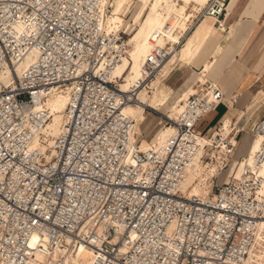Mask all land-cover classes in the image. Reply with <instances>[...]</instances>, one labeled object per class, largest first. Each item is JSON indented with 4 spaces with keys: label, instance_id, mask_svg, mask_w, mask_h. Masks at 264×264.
Returning a JSON list of instances; mask_svg holds the SVG:
<instances>
[{
    "label": "built area",
    "instance_id": "built-area-1",
    "mask_svg": "<svg viewBox=\"0 0 264 264\" xmlns=\"http://www.w3.org/2000/svg\"><path fill=\"white\" fill-rule=\"evenodd\" d=\"M224 2L196 10L180 42L151 47L127 78L130 69H115L129 32L105 24L110 3L0 0V76L10 75L0 79V264H31L37 253L58 263L81 245L90 264H240L264 245V115L250 129L258 147L235 160L238 129L197 130L224 97L202 69L180 107L160 116L173 128L162 142L141 148L123 110L151 93L183 35ZM55 92L69 100L49 145ZM196 159L211 179L232 163L239 173L211 184L215 194L188 196L181 184Z\"/></svg>",
    "mask_w": 264,
    "mask_h": 264
},
{
    "label": "crops",
    "instance_id": "crops-1",
    "mask_svg": "<svg viewBox=\"0 0 264 264\" xmlns=\"http://www.w3.org/2000/svg\"><path fill=\"white\" fill-rule=\"evenodd\" d=\"M233 12L235 16H232ZM213 25L219 34L218 39L214 37L206 40L204 47L206 44L207 47L205 50L203 48L204 52L200 51L203 53L196 63L191 61L185 64L177 60L172 64L163 80L170 88L160 100L169 95L173 102L177 95L188 89L191 82L185 83V79L191 73H199L203 69L205 62L215 55L219 43L225 50L224 57L213 77L217 79L224 97L212 111L200 119L197 130L209 135L222 121L230 120L229 126L239 130L237 148L232 156L236 160L246 154L251 140L248 131H242L245 128L251 129L252 124L264 115V94L255 100L258 91H264V0H225L224 9L220 15L214 16ZM188 33L182 37L181 43ZM208 76L213 78L210 74ZM180 99L181 97L177 101ZM172 105L174 104L171 103L170 107Z\"/></svg>",
    "mask_w": 264,
    "mask_h": 264
},
{
    "label": "bare ground",
    "instance_id": "bare-ground-1",
    "mask_svg": "<svg viewBox=\"0 0 264 264\" xmlns=\"http://www.w3.org/2000/svg\"><path fill=\"white\" fill-rule=\"evenodd\" d=\"M102 1L105 3H108V0H102ZM143 1H144L143 6L140 12L134 17V21L137 24V28L128 37V44H129L128 54H129V58L131 59L132 63L129 62L130 71L128 72L127 77H131V76L139 74L142 60L151 47L153 46L162 47L168 41H173V42L178 41V36L175 33L177 30V27L180 21L187 19V15H188L187 5H191V3L194 2L195 0H176L177 2H175V0H151V1L143 0ZM203 1L207 3H214L217 0H203ZM125 2L126 0H114V5H113L114 8L112 10V15L110 18H108V15H107V18L105 21V24L107 25V27H116L112 23V21L113 19L117 18V16L115 15L118 14L119 10L123 7ZM163 10H165L164 14H163ZM236 10L237 9L235 8V11ZM232 16H235L234 12ZM213 19H214V16L206 17L196 26L195 30L187 37L185 43H183V46L180 49V54L182 56H188L192 54L194 51H198V50L199 52L202 51L207 39L214 38V37L218 39L219 34L217 33V30L213 25ZM230 33H232V31ZM151 39H153L154 41L153 44L150 41ZM217 45H218L217 53L213 56V60L205 62L204 70H203L210 75L212 74L213 76L215 75L216 69H218V66L221 62L220 60L223 59V55L225 51L224 48L219 43ZM176 53H177V50L171 53L165 65H167L171 59H173ZM30 58L31 56L28 55L26 62ZM125 59L126 57L123 58L122 61L117 65L115 69L116 74H121V73L124 74L123 69H122V64ZM24 64L26 63L25 62L18 63L17 69L20 70V68L24 66ZM9 78H10L9 70L8 68H6L2 72L0 79L3 82H7ZM161 80L162 79L160 77H156L152 82L153 87H156V86L158 87ZM257 94H258L257 96L259 97L261 94H263V92L258 91ZM144 95L145 93H143V95L141 96L142 102L137 103L136 105H127L123 109L124 112L130 115L134 120L136 119L135 120L136 123L134 124V129L132 133L133 140H135V136L138 134L136 133L135 125L137 127H142L143 122H144L141 114L145 113L144 107L147 105H144V104L148 102V99H146L147 97H143ZM68 100H69L68 94L55 92V93H52L50 96H48L46 103H47V106L50 108L51 118L47 122V124L51 122L53 118L61 117L60 113H62V117H63L65 106ZM179 105L180 103H178L176 105L177 107L175 108H179L180 107ZM153 117L156 118L158 116L153 115ZM158 120L160 122L161 118L158 117ZM229 121L230 120H228L227 122L222 121L225 127V132H229L230 130ZM159 125L162 130L161 132H158L156 130L154 131L156 135V139L155 140L152 139L151 142H149L148 139L142 138V140L139 141L141 148L144 149L150 143H153V142L160 143L172 133L173 128L171 126L163 125L161 124V122L159 123ZM44 129L42 130V132L44 131ZM52 141H47V142L49 145H51ZM258 144H259L258 138L252 139V143H250V147H248L249 148L248 151L250 150V154H252V152L258 147ZM231 165L234 167V165L236 164L232 163ZM231 165L229 169L231 168ZM199 166L204 167L203 163H201L199 159H196L194 163L192 164V166L189 167L188 173L181 184L182 191H184V193L188 196L205 194L209 191V187L204 189V191L203 190L200 191V187L198 185L196 186L192 185L196 179V175L194 173L198 169ZM205 171H206V178H210V182H208L210 186L212 184L211 173H210L211 171L207 170L206 168H205ZM231 171L232 170L230 169L229 174H231ZM235 173L236 175H238L239 173L238 168ZM260 173L264 176V161L262 162V165L260 166ZM191 186H192V192L191 194H189L186 191H188V189ZM261 191L264 193V180L261 186ZM257 248L259 251H261L260 250L261 248L259 247L252 249L249 255L240 264H253L257 258V250H256ZM91 257H92V250L86 246L81 245L80 247L76 248L72 253L65 255L64 259L59 261L58 263H57V260H58L57 253L52 255L51 258L46 257L44 254L37 253L36 257L33 259L31 264H90Z\"/></svg>",
    "mask_w": 264,
    "mask_h": 264
},
{
    "label": "rangeland",
    "instance_id": "rangeland-1",
    "mask_svg": "<svg viewBox=\"0 0 264 264\" xmlns=\"http://www.w3.org/2000/svg\"><path fill=\"white\" fill-rule=\"evenodd\" d=\"M143 2H144L143 0H126L125 4L119 10L118 14L115 15V16H117V18L113 19L112 23L116 27L126 28L127 31L129 32V36H130L136 30V28H137V24L134 21V17L140 12V10H141V8L143 6ZM175 2H177V1L175 0ZM108 3H110V5H111L110 8H109L110 9V13L107 14L108 15V18H110L111 15H112V10L114 8V6H113L114 5V0H108ZM206 3L207 2H204L203 0H195L194 2L191 3V5H187L188 6V9H187V12H188L187 19H184V20L180 21V23H179V25L177 27V30L175 32L176 35L178 36V41L179 42L181 41L180 36L182 35V30L185 28L187 21L190 20V17L195 14V11L196 10H198L200 7L204 6ZM164 13H165V10H163V14ZM210 16H213V15H208L206 17H210ZM206 17H204L203 19H205ZM195 28L190 33H188V35L185 37L183 43H185L187 37L195 30ZM185 35H183V37ZM183 43L177 49V53L175 54V56L173 57V59H171L170 62L167 65H165V67L161 70V74L156 76V77H160L162 79L161 82H160V84H159V86L158 87L157 86L156 87H153V85L151 84V86H152L151 93L145 92V95L143 96V97H147L146 99H148V102L146 104H144V105L150 106V108H148L146 110L147 111L146 113L141 114L142 115V119L144 120L142 127H137L135 125L136 133H138L135 136V141H138L139 142L140 140H142V138H145V139H148L149 142H151L152 139H154V140L156 139V135L153 132L155 130L158 131V132H161V130H160L161 128H160V125H159L160 122H161V124L164 125L163 119L160 116L163 113H168V110L170 108L171 103L175 105L176 102H179L180 100L184 99L191 92V90H192L191 84L199 76V73H197V72L191 73L185 79V81H184L185 83L191 82L190 85H189V87H188V89H186L182 94L177 95V97L173 100V102L171 101L169 95L165 96L162 100H160L163 97L164 93L170 88L169 86H167V85H165L163 83V80L165 79V77L167 76V74L170 72V69L172 67V64L175 61H177V60L182 61L185 64L186 63H190L191 61H192V63H196L197 58L204 52V50L207 47V44H206V47H204L203 52L202 53L200 52V54H199V50H198V51H194L192 54H190L188 56H182L180 54V49L182 48ZM208 45H209V43H208ZM216 53H217V51L215 52V54ZM223 57H224V55H223ZM210 60H213V58L210 59ZM210 60H208V61H210ZM129 62L132 63L131 59L128 56V57H126V59L124 60V62L122 64V69H123V72L124 73H126V71L129 69V65H130ZM203 70H204V67H203L202 71ZM210 76L213 77V75H210ZM213 79H215L217 81L216 78L213 77ZM153 80H152V82H153ZM263 94H264V91H263ZM263 94H261V95H263ZM257 95L258 94L255 95V100L260 99V96L261 95L259 97ZM180 97H181V99L179 101H177ZM260 103H262V102H258V104H260ZM252 111H250V112H252ZM60 114H61V117H59V118H53L51 120V122H49L46 125V127H45V129L43 131L44 136L47 139V141H52L53 138L58 134V131L60 129V125H61L62 120H63L62 113H60ZM152 115H156V116L160 117L161 118V121L159 122L158 117H156V118L151 117ZM139 116H140V114H139ZM135 123H136V121H135ZM245 129L242 132L244 133L245 131H248V134L251 137L250 143H252V139L254 138L253 135H252V132H251L250 129H248V130L247 129L245 130ZM250 143H249L248 147H250ZM248 149L249 148H247V150ZM230 169L232 170L231 173H235L237 171V166L234 165V167H233L231 165V168ZM230 169L228 168V169L224 170L223 172H221V174L217 178L212 179V185L213 184H218L219 185L223 181V179L225 178V176L227 174H229V170ZM194 174L196 175V179H195V181L192 184L193 186L198 185L200 187V191H202V190L204 191V189H206L207 187H209V190L211 192H213L214 194L216 193V187L215 186H212V185L209 186V184H208V182H210V178H206L205 167L199 166L198 169L195 171ZM186 192L189 193V194H191V192H192V186ZM259 248H261L260 249L261 251H259L258 248L256 249L257 250V258H256V261L253 264H264V245L260 246Z\"/></svg>",
    "mask_w": 264,
    "mask_h": 264
}]
</instances>
